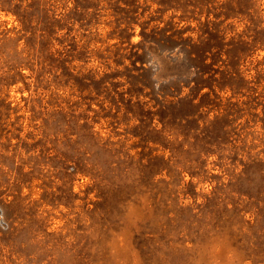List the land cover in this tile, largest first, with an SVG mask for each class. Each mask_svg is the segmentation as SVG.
<instances>
[{"label": "rangeland", "instance_id": "rangeland-1", "mask_svg": "<svg viewBox=\"0 0 264 264\" xmlns=\"http://www.w3.org/2000/svg\"><path fill=\"white\" fill-rule=\"evenodd\" d=\"M72 7L58 0L56 14ZM229 7L239 12L230 20L238 32L255 13L264 27V0ZM74 19L57 36L87 35ZM7 28L22 26L0 11V34ZM98 28L103 36L110 30ZM255 29L260 49L238 64V53L230 57L225 67L237 76L185 107L194 116L184 128L175 125L172 142L159 133V117L139 115L115 56L86 64L56 54L47 68L37 60L15 79L6 74L0 244L7 257L0 264H264V30ZM20 34L22 46L29 35ZM61 48L55 43L51 51Z\"/></svg>", "mask_w": 264, "mask_h": 264}, {"label": "trees", "instance_id": "trees-1", "mask_svg": "<svg viewBox=\"0 0 264 264\" xmlns=\"http://www.w3.org/2000/svg\"><path fill=\"white\" fill-rule=\"evenodd\" d=\"M8 1V4H0V11L14 14L22 29L15 32V29L7 28L0 34V89L6 74H12L15 79L21 76L25 65L37 60L42 62L39 64L42 69L47 68L56 54L67 56L64 58L72 59V63L86 64L92 56L103 63L101 60H105L106 55H112L117 65L125 67L130 100H136L139 115L142 118L147 114L159 117L162 125L159 133L164 134L168 142H172L170 136L176 132L175 125L184 128L194 116L191 110H185L186 114H183L185 107L196 108L202 98L210 97L213 92L217 95L216 90H225L229 77L237 76L225 67L230 57L238 53L234 57L238 64L250 54L252 56L261 45L253 32L256 26L264 30L255 13L246 28L238 32L230 23L239 14L229 7L235 0H72L74 7L60 16L56 14L58 8L55 9L58 0H36L29 4H25V0ZM74 16L79 17L78 22L87 35L79 40V36L69 32L63 37L57 36L66 30L67 24H73ZM193 21L198 23V28L181 26L182 22ZM100 25L110 28L105 36L93 31ZM137 27L141 28L138 34ZM13 33L17 37H13ZM19 33L29 35L22 46L23 35ZM137 35L141 38L134 42ZM113 40L117 42L109 45ZM55 43L62 48L51 51ZM245 45L246 49L252 48L242 52ZM234 48L239 52H232ZM45 51L50 55L47 60L43 59ZM7 55L12 57V62L9 63ZM127 61L129 65H125ZM3 62L9 67L6 72L1 67ZM157 70L162 76L160 79ZM153 76L158 78L156 83ZM220 77L222 84H215L213 79L217 81ZM102 147L109 146L104 144ZM104 200L108 205V198ZM5 253L6 247L0 244V257Z\"/></svg>", "mask_w": 264, "mask_h": 264}]
</instances>
